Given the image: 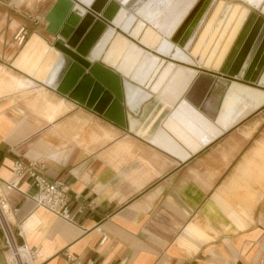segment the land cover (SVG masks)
I'll return each instance as SVG.
<instances>
[{"label": "crops", "instance_id": "obj_1", "mask_svg": "<svg viewBox=\"0 0 264 264\" xmlns=\"http://www.w3.org/2000/svg\"><path fill=\"white\" fill-rule=\"evenodd\" d=\"M2 1L32 8L14 20L27 29L10 58L22 80L0 88V184L20 160L71 196L66 222L26 197L31 180L6 193L17 241L37 253L32 264H67V254L96 264H264V103L244 95L225 105L232 84L264 92V67L253 84L106 24L83 53L92 28L75 48L61 40L63 0ZM33 36L44 42L29 52H43V79L13 66ZM118 36L130 45L111 64ZM131 45L143 51L135 60ZM5 255L0 233V264Z\"/></svg>", "mask_w": 264, "mask_h": 264}, {"label": "bare ground", "instance_id": "obj_2", "mask_svg": "<svg viewBox=\"0 0 264 264\" xmlns=\"http://www.w3.org/2000/svg\"><path fill=\"white\" fill-rule=\"evenodd\" d=\"M107 0H77L79 5L74 8V13H72L68 19L67 25L63 28L60 33L61 40H64L70 35L72 31L71 28L80 19V15L85 14V8L94 7L98 10ZM120 5L115 6L114 2L110 4L108 10L104 14L105 18L112 21L114 26L119 27L125 32L132 29V36L138 37L143 31L144 34L141 38V43L147 47L153 48L158 45V51L165 55H170L175 59L182 60L185 62H195L205 69L218 70L222 62L223 56L228 50L233 38L238 32L245 15L247 13L248 7L253 10H261V14L264 16V0H231V1H241L240 3H224L223 1H218L214 3L212 0V12L208 11L204 14L207 20H209L198 41L195 43L194 47L190 48L192 43V38L184 46V51H190V56L186 55L180 47L176 46L168 38L170 33L176 29L179 25L181 29L180 33L184 32L189 28L197 9L200 8V3L202 0H119ZM64 2V1H63ZM225 4V5H224ZM60 5V3L58 4ZM210 5V4H209ZM208 6V5H207ZM224 8H227L228 14L224 20L218 23L217 27H213L215 21H217L218 16ZM208 15V16H207ZM203 16V18H205ZM202 18V20H203ZM89 19V18H88ZM200 21L197 25L193 36L200 29ZM88 22V21H86ZM182 24V25H181ZM105 27V24L100 20H97L95 25L92 27L89 34L85 37L83 43L80 45L79 50L85 52L95 41L99 33ZM185 28V29H184ZM195 28V26H193ZM251 29L249 36L246 38V32ZM184 30V31H183ZM259 32L258 36H254L256 32ZM162 32L163 36L158 33ZM178 34V35H179ZM113 31L109 30L101 39L99 44L93 50L91 58H98L101 54L106 43L111 39ZM181 36V35H180ZM179 36V37H180ZM192 36V37H193ZM262 36L264 37V19L262 16H258L256 13H252L242 35L231 54L230 60L226 63L223 71L234 75L239 71V76H242L244 72L248 70L252 61V57L257 49H259L263 54L256 62V68L253 70L254 76H256L264 62V39L261 41ZM261 41V43H260ZM130 43L118 36L113 42V46L107 53L105 61L113 64L110 60L115 52L124 50ZM34 46H41L44 48V42L37 36H33L31 40L26 44L25 48L18 55L16 60L13 62V66L25 71L30 75H34L37 78L43 79L44 74L48 69V65L44 69H37L43 52H37L34 54H29L31 48ZM129 58L134 57V60L139 58L143 51L133 45L130 46ZM115 56L113 60H115ZM51 62V59L48 60ZM233 61L232 68L231 62ZM244 61V63H242ZM243 64V65H242ZM253 64V63H252ZM251 64V65H252ZM238 74V73H237ZM227 86L229 83H225ZM260 84L264 85V74L260 79ZM226 87V86H225ZM243 87L232 84L230 88V97L234 100L226 101L225 105L231 107L235 103H240L241 96L246 95L247 98H251L254 101V107L256 105H261L264 103V92L260 90H250Z\"/></svg>", "mask_w": 264, "mask_h": 264}, {"label": "built area", "instance_id": "obj_3", "mask_svg": "<svg viewBox=\"0 0 264 264\" xmlns=\"http://www.w3.org/2000/svg\"><path fill=\"white\" fill-rule=\"evenodd\" d=\"M27 31L24 27L18 28L14 35V42L21 47L26 42ZM31 180L33 193L27 194L36 207L43 208L62 221H70L68 204L71 200L68 187L62 182L50 181L44 174L38 172L36 164H24L16 161L12 168V179L3 186L0 184V233L5 244V256L7 264H32L37 253L28 250L17 241L10 225L9 218L12 212L5 202L7 192L16 189L19 182ZM76 199V197H74ZM67 264H96L92 260L81 262L72 255H66Z\"/></svg>", "mask_w": 264, "mask_h": 264}, {"label": "rangeland", "instance_id": "obj_4", "mask_svg": "<svg viewBox=\"0 0 264 264\" xmlns=\"http://www.w3.org/2000/svg\"><path fill=\"white\" fill-rule=\"evenodd\" d=\"M110 1L111 2L114 1L115 3L118 4L119 7H122L120 5L119 0H110ZM211 1L212 0H202V2L200 3V8L195 13V16H194V18H193V20H192V22L190 24V27H191L193 22L196 19H198L197 23L195 25V28H193V30L189 34V36H188V38L186 40V43H185V45H186L189 42V40L192 38V43L190 45L191 46L190 48L194 47L195 43L199 39V36L201 35L202 31L204 30V27H205L206 23L209 21V20H207V18L205 17L206 15H204V14L208 11L209 7H210L209 13L212 12L213 9H212V2ZM218 1H220V0H214V3H218ZM221 1H223L225 4L226 3H240V4L243 3L241 1H231V0H221ZM26 7H27V9H31L32 5H30V4L29 5L26 4V6L20 5V4H16V5L12 4V5H10L9 3L7 4L4 1L0 0V67H1L0 68V88L12 89V88L15 87V84H16L17 80H22L21 78H19L17 76V72L14 71L11 68V66H10V58L15 53H17V51L20 48V47H18L15 44L13 38H14V35H15L16 31L21 26H20L19 22L14 21V20H16L17 18H20V14L25 11ZM252 13H256L258 16H262L263 19H264V16L261 14V10H253V9L248 7V10H247V13L245 15V18H244V20H243L238 32L236 33L235 37L233 38L228 50L224 54L222 62L220 64V67H219L218 71L221 72V70H223V68L226 66V63L228 62V60H230L231 54L234 51V49H235V47H236V45H237V43H238V41H239V39H240V37L242 35L243 30L245 29L249 19L251 18ZM227 14H228V10H227V8H224L222 13L219 14V16L217 18L218 20L215 21V24H213V27H217L218 23L220 21L224 20V18L227 16ZM203 16L205 18H203ZM202 18H203V20H202ZM201 20L203 22L201 23L200 29L193 36V33H194L197 25L199 24V22ZM36 24H37V22L34 21L32 25L36 26ZM183 25H184V23H183ZM189 28L183 33L182 38L187 34V31L189 30ZM178 29H176L175 32ZM26 31H27V29H26ZM178 31L175 33V35L178 33ZM250 31H251V29L249 30L248 35L246 36V38L249 36ZM256 37H257V35H256ZM263 39H264V37L262 36L261 41ZM261 41H260V43H261ZM9 45H11V46L9 47ZM5 46L9 47V52L7 54H4V47ZM182 49H184V47ZM190 51H191V49L189 51L187 50L188 56H190ZM257 55L259 56V49H257L256 52L254 53L251 62H253L256 59ZM192 60L195 62L194 58ZM232 65H233V61L231 62L230 66H232ZM9 75L10 76H14L15 79L11 78ZM259 78H260V75L258 76L257 81L259 80ZM253 84H256V81ZM16 92H14V93H16ZM2 98H4V97H2Z\"/></svg>", "mask_w": 264, "mask_h": 264}, {"label": "water", "instance_id": "obj_5", "mask_svg": "<svg viewBox=\"0 0 264 264\" xmlns=\"http://www.w3.org/2000/svg\"><path fill=\"white\" fill-rule=\"evenodd\" d=\"M64 2H63V7H65V9H67V11H66V13L68 14L69 12V15H68V17H70V15L72 14V13H74V8H75V6L76 5H79V3L78 2H75L76 0H63ZM114 2V1H113ZM120 2V1H119ZM112 2L110 1V0H107L104 4H103V6H101L98 10H95L94 9V7L92 6V7H90V8H85V14H83L82 16L80 15V19L77 21V23L75 24V27L74 28H72L73 30L70 32V37H69V39L67 40V45L68 46H71V47H73V48H75L78 44H80L81 43V41H82V39L84 38V36L86 35V33H87V31H89L94 25H95V21L96 20H100L101 22H103L104 24H106L107 26H109L110 27V29L111 28H116V29H118V31H120L119 30V27H114V24L112 23V21H110V20H108V19H106L105 18V16H104V14L106 13V11L108 10V7L110 6V4H111ZM114 4H115V6H118L115 2H114ZM197 11H198V9H197ZM67 14H65V17H66V15ZM195 16V15H194ZM64 17V18H65ZM89 18V19H88ZM197 20L198 19H196L194 22H193V24L191 25V27L189 28V30L187 31V34L182 38V36H183V33L187 30H185L184 32H182L181 34H179L180 33V31H181V29L183 28V27H181L180 28V25L176 28V29H178L177 31H178V33L175 35V33L177 32H175V30L176 29H174L171 33H170V35H168L169 37L168 38H170V41L173 43V44H175L176 46H178V47H180V48H183L184 46H185V43H186V40H187V38H188V36H189V34L191 33V31L193 30V26H195L196 25V23H197ZM86 21H88V22H86ZM67 24H65L64 26H63V28L66 26ZM183 26V25H182ZM63 28H62V30H63ZM185 29V28H184ZM250 30V29H249ZM249 30L246 32V36L248 35V32H249ZM130 34L132 33V30L129 32ZM160 33H162V32H160ZM258 31L255 33V35L254 36H258ZM179 34V35H178ZM175 35V36H174ZM181 35V36H180ZM131 36H132V34H131ZM180 36V37H179ZM133 38H135V39H137L138 37H134V36H132ZM59 43L61 44V41H59ZM261 54H263V52H261L260 50H259V56L257 55V57H256V59L253 61V62H251V64H250V66L251 67H249L248 68V70L246 71V72H244V74L242 75V76H239V71H237L234 75H231V74H228V73H226V72H224L223 70H221V74L222 75H226V76H228V77H237V78H243L244 80H249V81H251L252 83H254L256 80H257V78H258V76L260 75V73H261V71H262V69H263V67H264V62H263V64H262V66H261V68H260V70H259V72H258V74L256 75V76H254V72H253V70H255V68H256V62L258 61V59L260 58V56H261ZM242 63H244V61L242 62ZM243 65V64H242ZM229 68H232V66L231 67H229ZM224 69V68H223ZM78 71V73H77V75H81L82 73H83V70H77ZM76 71V72H77ZM238 73V74H237ZM92 75L93 76H97V74L96 73H92Z\"/></svg>", "mask_w": 264, "mask_h": 264}]
</instances>
